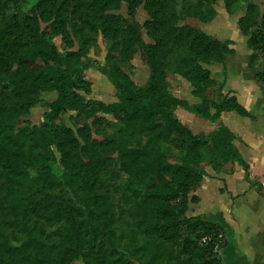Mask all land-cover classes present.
<instances>
[{"label":"trees","instance_id":"1","mask_svg":"<svg viewBox=\"0 0 264 264\" xmlns=\"http://www.w3.org/2000/svg\"><path fill=\"white\" fill-rule=\"evenodd\" d=\"M124 1L131 16L130 20L126 19L123 28L126 44L132 50L136 47L143 49L150 69L145 84L141 86L135 84L123 70H108L84 61L86 52L80 46L77 49L57 48L51 31L57 26V32L66 36L68 25L72 27L79 21L75 0H38L32 12L27 14H21L18 8L20 0H0V91L10 94L14 100L8 113L2 111L0 101V179L7 182L5 195L12 200L15 209L25 214L27 211L41 213L53 196L50 193L52 188L75 192L82 187L95 200L97 174L92 155L86 154V160L82 159L80 163L75 159L79 137L86 142L79 148L83 153L90 140L87 119L96 118L99 112L116 114L127 122L149 118L154 128L160 127L158 136L163 131L167 135L173 134L174 142L184 155L178 158V163L164 161L161 169H165L158 181L140 191L138 197L147 214L138 230L139 241L134 242L131 249L119 248L113 242V230L104 215L89 210L76 237L75 247L54 254L46 253L43 263L74 264L72 258L81 255L85 264H121L129 256L141 264H222L218 250L226 245L225 229L222 224L199 214H187L189 202L195 198L190 193L200 186L206 174L205 165H210L214 171H221L227 161L237 162L246 170L248 164L236 149L233 142L235 136L227 126L220 124L208 133H194L178 119L175 109L181 107L211 120L218 119L224 110L248 116L247 110L234 96L221 93L222 87L215 97L209 93L211 90L208 89L213 88L215 80L210 76L209 69L202 66V63L221 64L225 72L226 55L234 52L232 41H221L188 24L179 29L172 28L177 31L176 38L186 44L190 62L189 67L174 71L191 84L192 93L200 98V102L189 104L170 91L164 71L154 68L149 49L151 45L142 41L133 19L141 0ZM159 1L146 0L145 5L153 12ZM223 1L227 11H230L234 0ZM258 8L254 0H248L246 11L237 25L247 36L248 47L261 59L256 78L264 84V30H253ZM47 10L54 14V20L41 27V20L47 21L50 17L46 14ZM151 15L149 25L157 31L160 21L154 14ZM197 16L202 21L210 19L203 12ZM90 17L87 14L83 20L92 23ZM113 22L114 25L105 20L100 25L103 36L109 37L117 32V22ZM112 45L108 46L106 53L108 61L112 57ZM91 67L97 68L113 85L116 100L105 103L85 98L80 90L91 83L83 71ZM49 92H55V97L43 100L42 96ZM37 105L46 107L42 114L43 122L31 124L27 117L30 109ZM66 112H70V125L63 118ZM91 142L98 145L106 143L98 140ZM53 147L60 153L59 159ZM115 150L120 156L124 148L117 147ZM148 155L150 160H164L160 152L148 150ZM75 211V206H71L58 212L68 235H72L71 217ZM67 253L71 254L70 258ZM0 264L22 263H13L0 254Z\"/></svg>","mask_w":264,"mask_h":264},{"label":"rangeland","instance_id":"2","mask_svg":"<svg viewBox=\"0 0 264 264\" xmlns=\"http://www.w3.org/2000/svg\"><path fill=\"white\" fill-rule=\"evenodd\" d=\"M38 0H20L19 10L21 14L32 12ZM76 13L80 14L79 21L74 26L68 25L66 36L57 32L56 26L52 34V40L59 50L72 48L77 49L79 46L86 52L83 58L86 62H92L95 66H104L106 69L123 70L135 84L144 85L148 75L149 66L144 58L143 49L136 47L132 50L125 39L123 30L124 24L131 19L128 12L127 4L124 0H75ZM146 0H141L135 9L133 19L138 25V31L144 43L150 44L151 60L156 70L164 71L167 84L170 91L178 96L185 98L190 97L188 81L181 77L175 69H184L190 66L188 60L189 52L186 44L176 38V30L188 24L199 27L209 35L216 37H229L236 40V48L240 59L246 58V42L237 26L238 19L246 11L248 0H234L231 4V10L227 11L223 0H213L211 3H204L203 0H160L153 12L149 11L145 5ZM257 4L258 12L256 24L253 30H264V0H254ZM203 12L210 16L207 21H202L197 15ZM50 17L47 21L41 20V27L47 23L53 22L54 14L46 11ZM91 15L92 23L83 20ZM154 14L160 24L157 31L149 23L152 21ZM107 20L110 23L117 22L118 30L109 37L103 36L100 25ZM75 27V28H74ZM157 34V35H155ZM157 36V37H156ZM161 38V41H159ZM112 45V57L110 61L106 60L108 46ZM202 66L209 69L210 76L215 80V85L209 93L215 97L220 87L223 86L225 72L221 64H205ZM233 72V70L231 71ZM83 74L91 85L83 92L86 99L101 100L105 103H111L116 100L115 88L107 78L95 67L85 69ZM214 89V91H213ZM55 93L49 92L42 96L43 100H51ZM239 102L244 104V95L239 90ZM0 101L2 111L8 113L11 110L14 100L10 94L0 91ZM46 107L37 105L30 109L27 117L31 124L43 122V112ZM179 114H189L200 120V126L205 129V124L209 125L211 121L191 113L184 108L177 107ZM237 118L240 116L231 112ZM70 112L63 115L68 125ZM96 118H88L90 124V140L87 144V150L83 153L79 148L86 145V142L79 137L78 154L75 156L76 162L86 160V154H91L94 161V168L97 174L95 183V200L85 193L82 187H78L75 192H69L64 188H52L50 193L53 195L47 201L48 206L41 212L36 213L27 211L25 214L22 210L14 208L12 200L5 195L7 182L0 179V254H3L11 262L22 264H45L43 263L44 255L54 254L69 247H75L76 237L80 234L81 225L86 218L89 210L97 213L101 212L106 222L113 230V242L119 248H132L134 242L139 241L138 230L146 218L147 210L143 206L138 195L156 183L160 174L164 172L161 169L162 163H178V158L184 155L182 149L174 142L173 134L167 135L163 131L158 136L157 132L160 127H153V121L149 118H142L137 122L122 121V118L116 114L99 112ZM179 114H177L179 116ZM184 119V118H183ZM180 120L189 128L193 129L190 121ZM233 123L242 124L232 116L229 118ZM196 122V120L194 121ZM247 122V121H244ZM199 130V128H195ZM105 141L104 145H98L91 141ZM254 144V143H253ZM117 147L124 148L122 154L115 150ZM254 145L243 148V156L250 155L253 152ZM54 151L59 159L60 153ZM148 150L160 152L164 160L149 159ZM254 153V152H253ZM261 162V160L259 161ZM60 166V164H57ZM227 161L224 169L220 172L214 171L209 165L204 169L208 172L205 174V182H202L198 193L197 188L190 193L194 200L189 202L187 214H199L205 219L218 221L222 217L223 211H227L229 222L222 223L226 228L224 239L228 240V246L225 249L218 250L220 259L224 261L225 252L231 248L232 222L231 217L233 210L240 208L244 217L248 216L254 221H264V204L257 191L263 194L262 185L254 177L250 186L244 178V169L241 165ZM55 171V170H54ZM234 171V172H233ZM233 172V173H232ZM227 187L224 182L226 174ZM254 174L264 182V167L256 165ZM250 175V174H249ZM203 177V178H204ZM247 178V175L245 174ZM249 178V177H248ZM251 184V185H252ZM201 185V184H200ZM257 190V191H256ZM231 194H238L235 198ZM71 200V202L69 201ZM75 206L76 211L72 215V235L65 233L62 227V219L58 216L61 208L70 209ZM220 215V216H219ZM249 227V224H247ZM243 233V232H242ZM259 230L250 225L248 234L252 235V241L258 239ZM244 243L255 250L253 244L247 239ZM260 250V248H257ZM258 252V251H257ZM68 258L71 254L67 253ZM74 264H85L81 255L73 257ZM127 260V261H126ZM121 264H141L134 257H126ZM65 264H68L67 262ZM249 264V263H245Z\"/></svg>","mask_w":264,"mask_h":264},{"label":"crops","instance_id":"3","mask_svg":"<svg viewBox=\"0 0 264 264\" xmlns=\"http://www.w3.org/2000/svg\"><path fill=\"white\" fill-rule=\"evenodd\" d=\"M241 34L244 35L242 32ZM214 37L221 41L231 40L232 41L231 47L234 50L233 54L226 55L225 78L223 81L221 93L223 95L228 94L229 96H234L239 102L238 100L239 90L241 89L245 101L244 104H242L241 102L239 103L247 110L248 116L240 115L234 110H224L220 113L219 118L216 120H211L203 117L212 122L209 123V125L205 124V129L203 130L202 127L200 126L201 123L200 120L197 118L195 119V116H190L189 114H181L180 116L179 111L178 110L176 111V109H175V114L179 120L180 118L182 119L184 118L183 120L190 121V124L194 128V131L180 120L185 126L191 129L194 133H208L209 131L216 129L220 124L227 126L235 136L233 142L236 149L240 152L241 156L248 164V169L246 170L241 164L234 162L235 163L234 171L236 169V164L241 165L244 169V178L249 183V185L253 186V184L250 183V181L255 177L256 180L262 185L264 191V182L259 178V176L254 174V167L257 164L264 167V84L258 82L256 78V73L261 68V59L253 50H251L248 47L247 43H246L247 57L244 59H240V57H238L240 53L236 48L235 39L229 37H221V38L216 36ZM240 38L242 40L245 39V42L247 40L246 35H244V38L242 36H240ZM232 70L233 72H231ZM187 83H188L190 97L185 96V98H182L177 94L174 93L173 94L178 98L185 99L189 104H195L200 102V98L192 93L191 84L189 82ZM232 111L237 113L240 116V118L234 116L231 113ZM210 112L213 113L214 109L211 108ZM177 114H179V116ZM199 116L202 117L201 115ZM231 116L235 118L234 120L237 119L238 122L240 123L242 122V124L238 125V123H233L234 121L229 119ZM195 120L196 122H194ZM195 128H199V130H195ZM252 145H254V147H252L254 149L253 150L254 153L252 152L250 155L246 156L247 158H245L242 154L243 148L245 147L248 148ZM260 160L261 162H259ZM205 171L206 173L208 172L206 169ZM216 172H220V171H216ZM232 173L226 174L224 177L225 185L228 188L227 192H231V191L229 190V185L228 182L226 181V178ZM245 174L247 175V178L245 177ZM202 182L203 183L205 182V177L203 178ZM202 182L201 185L197 187L196 193H198L200 187L202 186ZM253 187L255 188V186ZM257 193L262 198L261 203L264 204V192L263 194H261L257 191ZM237 195L238 194H231V197L235 198ZM229 208L230 207H228L226 210L223 211L222 217L219 215L220 219L216 222L220 224L225 223L226 221L229 222L226 216ZM231 209L233 211V215L231 217V222L233 225L231 242H230L231 248H228L227 252H225L224 261L221 260L222 264H245V263L264 264V221L263 222L260 220L253 221L251 216H248L247 217L248 220H247L244 217L243 213L241 212L240 208H236L235 210H233V208ZM207 220L215 221L211 219H207ZM247 224H249V227L250 225H254L259 230L258 236L260 237L257 240L254 239L252 241V235L248 234L249 227L247 226ZM222 226L224 227L223 224ZM224 229L226 234V228L224 227ZM244 239H247L249 242H251L255 250H252L250 245L244 243ZM227 246H228V240L226 239V245L222 249H225ZM257 248H260V250H258Z\"/></svg>","mask_w":264,"mask_h":264}]
</instances>
